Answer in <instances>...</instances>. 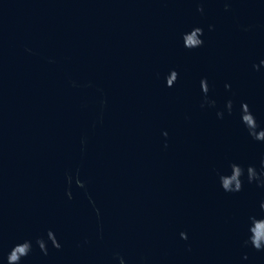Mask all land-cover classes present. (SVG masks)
Listing matches in <instances>:
<instances>
[{"label":"water","instance_id":"1","mask_svg":"<svg viewBox=\"0 0 264 264\" xmlns=\"http://www.w3.org/2000/svg\"><path fill=\"white\" fill-rule=\"evenodd\" d=\"M262 60L264 0H0V262L31 239L24 264H264V188L217 177L264 159L239 120L264 126Z\"/></svg>","mask_w":264,"mask_h":264},{"label":"clouds","instance_id":"2","mask_svg":"<svg viewBox=\"0 0 264 264\" xmlns=\"http://www.w3.org/2000/svg\"><path fill=\"white\" fill-rule=\"evenodd\" d=\"M227 10V5L225 6ZM203 12V8L200 9ZM211 31V26L209 27ZM183 47L189 51H196L204 46V30L200 27H194L191 30L182 34ZM260 66H264V60L260 62ZM260 66L253 65V67L259 71ZM171 75L167 76V87L172 88L175 86L178 80V72L171 71ZM200 88L204 95V103L201 104L203 108L205 104L209 107L215 108V101H209L207 99L210 87L206 78L200 80ZM226 89L230 90V85H225ZM234 104L231 100L226 102L225 111L228 115L233 114ZM225 111H217L216 115L218 119H223ZM239 120L249 137L257 143L264 144V126H262L256 116L253 114L247 104H242L239 111ZM166 135V133H165ZM227 172H217V177L222 190L226 193L235 194L243 190L245 183L252 185L255 184L259 188H264V159L260 161L259 167L253 164L247 166L241 165L235 161H229L227 164ZM69 199H71V193H68ZM261 213L249 215L245 223L247 238L244 241L245 247H250L257 252H264V203L260 205ZM255 224V226H254ZM180 238L187 241L188 234L186 232L180 233ZM56 249H61V244L58 241L56 234L49 230L45 237L37 238L35 243L38 245L39 250L44 254H48V244ZM33 252V241L31 239H24L16 243L6 256V264H24V261ZM4 264V262H0ZM119 264H126L123 258L119 259Z\"/></svg>","mask_w":264,"mask_h":264}]
</instances>
